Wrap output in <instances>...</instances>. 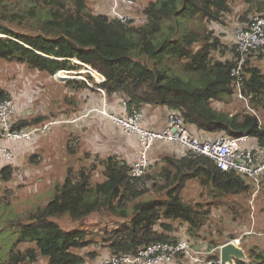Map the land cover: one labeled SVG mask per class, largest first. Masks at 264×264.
Returning a JSON list of instances; mask_svg holds the SVG:
<instances>
[{"label": "trees", "instance_id": "trees-1", "mask_svg": "<svg viewBox=\"0 0 264 264\" xmlns=\"http://www.w3.org/2000/svg\"><path fill=\"white\" fill-rule=\"evenodd\" d=\"M22 1L0 0V61L16 60L54 75L61 69H77L79 65L72 59L77 58L106 75L102 87L110 97L121 95L139 108L153 105L177 111L190 128L195 126L203 132L201 136L194 131L203 139L249 134L264 149V121L259 113L231 112L216 104L228 102L237 89L231 71L238 65L240 54L234 34L229 43L212 27L214 22L232 27L234 19L240 21V26H247L253 15L264 11V0H245L249 5L239 12L234 0H137L131 6L136 15L127 22L95 11L89 0ZM185 17L188 19L184 24ZM14 23L32 31L15 29L11 25ZM262 50L264 47H258L249 53L242 68L247 76L243 92L255 107H264V69L251 56ZM216 52L221 57L215 56ZM177 60H184L183 71L198 74L195 82L175 73ZM68 81L76 90L88 87L84 79ZM10 97V91L0 85V101ZM14 119L15 128L34 126L45 115L16 113ZM67 147L75 153L72 146ZM263 151L257 153L260 160H264ZM31 160L37 161L35 156ZM159 163L164 165L158 173L151 172L135 181L129 174L130 163L115 154L97 156L96 161L77 170L70 168L62 184L56 185L54 198L29 210L25 219L20 215L13 220L18 239L12 242L7 261L0 264H35L41 256L46 258L45 264H86L88 258H96V250L82 252L93 242L88 229H65L57 220L66 215L73 222L92 213L117 216L119 225L104 230L109 255L135 254L152 242L178 239L174 236L176 221L185 224L188 234L196 237L210 213L209 209H196L185 197L183 190L189 179H199L212 192L223 194H252L256 186L249 175L224 170L206 155L166 154L154 165ZM14 164L0 168V182L14 176ZM100 166L105 178L94 182L92 177ZM262 184L264 173L260 175L264 190ZM152 189L157 196L147 197ZM235 212V218L241 216ZM221 241L218 237L209 239L208 248ZM22 242L31 245L21 248ZM260 257L250 262L238 260V264H264V257Z\"/></svg>", "mask_w": 264, "mask_h": 264}, {"label": "rangeland", "instance_id": "rangeland-1", "mask_svg": "<svg viewBox=\"0 0 264 264\" xmlns=\"http://www.w3.org/2000/svg\"><path fill=\"white\" fill-rule=\"evenodd\" d=\"M24 2L25 0L22 1V3ZM89 4L95 9V0H89ZM246 5L249 4L245 0H234V7L238 12ZM128 14L131 16L136 15L131 9ZM230 18H234L233 14L230 15ZM184 19L186 20L185 24L188 18L185 17ZM234 20H236V23L232 27L224 26L217 22L212 23L215 33L221 35L222 39L229 43L233 39L235 29L241 25L238 19ZM11 25L15 29L32 31L29 27L19 26L17 23ZM235 25L239 26L236 27ZM185 28H187V25ZM263 55L261 54L260 56ZM215 56L221 57L219 52H216ZM183 63L184 60L175 61L174 67L177 70L175 73H179L186 81L192 80L195 82L198 74L183 71ZM254 63H258L264 68V58L258 62L254 59ZM78 65L77 71L69 72L64 70L51 75L39 68L29 66L27 63L10 59L0 61V85L10 91L11 98L16 100L19 114L28 115V117L38 114L45 115L43 122L41 121V123L36 125H43L44 121H58L57 123L54 122L56 124L51 125L46 134H41L35 138L33 149H20L18 159L14 164L16 167L14 176L8 181L0 182V195L2 197L0 200V261H7L12 242L18 239V228L12 224L13 220L17 218L16 216L22 215L21 217L25 219L29 210L44 205L54 198L57 189L56 185L62 184L70 168L77 170L81 165L91 164L92 161L90 160L92 157L89 159L88 154L84 152L91 151L94 154V151L91 145L87 143L85 136L88 133L93 134L94 129L95 132L97 131V126L94 127L96 123L93 124L94 121L99 120L100 135L105 133L102 127L105 130L110 128L107 120H104V117H100L103 114L94 110L101 104L96 96L99 91L89 90V83L97 84L98 82L96 78L98 77V70L94 71L81 63ZM59 75H64L65 78L64 76L59 77ZM78 75L86 77L87 80L85 81L89 89L76 90L67 84L70 79H67L68 77H78ZM88 75H91L93 80H90ZM198 82L200 83L199 80ZM99 93L104 98V95L101 92ZM110 99L111 97L107 93V100ZM216 104L219 105V108H224L231 112L253 111L255 109L257 114H260L262 121H264V107H255L250 98L247 103L233 95L228 102L217 101ZM74 137L80 138L81 141V152L75 155L68 147H65V144L73 148L77 147ZM32 156H35L37 161H32ZM163 165H156L154 169H157L152 172L158 173ZM92 178L94 182L104 178L100 167L95 169V175ZM187 183V189L183 190L187 200H190L196 209H202L203 211L209 209L210 214L204 221L200 233L195 235L196 237L188 234L185 224L182 225L176 221L175 224H178L179 227L181 226V232H175V237L190 236L195 243L194 246L198 247L206 246L209 243V239L214 237H218L222 242L233 239V237L228 235H222L224 233H235L237 236L243 235V239L251 234V232L246 233V231H251L252 215H255V209L256 211L258 210L259 202H261L257 200L253 202L251 193L223 194L214 189L217 192L216 196L210 190V186L201 183L199 179L192 178ZM6 192L9 193L5 194ZM155 196H157V193L154 189L147 194V197L153 198ZM234 210H237L241 216L235 218L234 215L237 212L234 213ZM105 218H109V220ZM116 218L117 216L101 217L98 213H92L79 222H73L68 215L57 220L65 229L74 227L88 229V237H91L93 242L88 248H83V251H81L96 250L99 255L94 259L88 258L86 264H102V261L110 256L108 247L104 246V230L106 227L113 229L119 225L120 221L117 222ZM110 219L115 220L116 223H113ZM247 220L248 223H246ZM197 232H199V229ZM202 235L205 236L206 241L204 240L203 243L198 244V241L202 239ZM30 245V242H22L19 247L26 248ZM86 255L88 256L87 253ZM261 255L264 257V253H261ZM182 259L186 258L183 257ZM45 263L46 258L41 256L35 264Z\"/></svg>", "mask_w": 264, "mask_h": 264}, {"label": "built area", "instance_id": "built-area-1", "mask_svg": "<svg viewBox=\"0 0 264 264\" xmlns=\"http://www.w3.org/2000/svg\"><path fill=\"white\" fill-rule=\"evenodd\" d=\"M136 1L115 0V5L120 3L135 5ZM112 14L122 22H127L131 18V15L116 8ZM234 35L236 48L240 54L238 65L231 71L237 87L234 95L241 101L248 103L250 97L243 92V85L247 76L243 73L242 68L249 53L258 47H264V11L253 15L247 26L236 28ZM87 65L90 69L96 70L91 64ZM81 76L86 79L84 75ZM96 78L101 83L106 80V75L98 71ZM89 85L93 88H99L105 93L104 89L95 83H89ZM122 107L123 113L111 112L107 107V102H105L101 111L123 127L126 132L136 133L140 138L139 155L132 163L130 170L132 181L147 175L150 171L153 164L150 157L152 145L158 140L171 141L185 147L186 154L189 156L206 155L224 170H236L249 175L256 184L251 194L252 201H255L256 194L260 189V175L264 173V161H259L260 159L257 157L258 151L262 150L261 147L255 148L246 145V141L251 135L244 134L239 137L220 135L213 139H203L190 128L186 118L177 111L169 112L165 126L151 129L142 124L144 118L142 108L131 104L126 99L122 101ZM253 111L257 113L255 109ZM16 112L17 104L14 98L10 97L0 101V168L16 162L17 145L46 133L49 126L56 122L47 121L43 125L15 128ZM214 249L207 250L205 247H195L186 238L156 241L140 248L135 254H122L105 258L102 264H169L181 257H189L199 261L202 255H207ZM207 262L208 264H223L220 257L208 258Z\"/></svg>", "mask_w": 264, "mask_h": 264}, {"label": "crops", "instance_id": "crops-1", "mask_svg": "<svg viewBox=\"0 0 264 264\" xmlns=\"http://www.w3.org/2000/svg\"><path fill=\"white\" fill-rule=\"evenodd\" d=\"M134 6V5H133ZM132 6V7H133ZM95 11L97 12H104L105 13L113 16V11L114 9H118L120 11L129 13V10L132 8L131 5L123 4L120 3L118 5H115V0H95ZM129 8V9H128ZM225 26V25H224ZM252 53V52H251ZM261 54H264V50L258 51V53H255L254 55L251 56L258 62L260 59L264 58L263 56H260ZM258 64V63H257ZM260 65V64H259ZM264 69V68H263ZM89 89V87H83L80 90L83 89ZM79 90V89H78ZM91 91V88L89 89ZM97 92V91H96ZM98 94L96 95L99 98V102L101 103L99 107H96L94 110H96L99 113H102L101 107L104 105L105 102H107V107L109 111L111 112H118V113H123V107H122V98L121 95H113L110 100H107V96L103 98V96L97 92ZM103 98V100H102ZM17 104V103H16ZM19 107L17 106V114H19ZM144 112V118L142 121V124L145 127L151 128V129H158L166 125L167 123V118L169 114V110L167 108H162L161 106H153V105H147L145 108H142ZM103 114V113H102ZM100 117H104V120H107V122L110 124V128L108 130H105L103 127L102 129L105 131L103 135L99 134V120L94 121L93 124H95L94 127L97 128V131L94 132L93 134L88 133L85 138L87 139V143L91 145L94 154L91 151H85L84 153L88 154V158L91 160L90 161H96V158L98 155L100 157H105L110 154H115L117 155L120 159L126 160L128 162L133 161L139 154V149H140V138L137 134L135 133H129L126 132L123 127L115 123V121L106 116V115H100ZM47 121H44V123ZM58 122V121H57ZM56 124V123H55ZM51 128V125L48 129ZM193 131L197 132L199 135H203V132L198 131L197 127L192 126L191 128ZM50 131V130H49ZM47 133V132H46ZM44 133V134H46ZM37 137V136H36ZM35 137V138H36ZM35 138H32L28 141H24L23 143H20L17 145V150H18V155L20 152L21 148H26V149H33L34 143H35ZM76 140L77 147H74L75 149V154H79L81 152V141L80 138L74 137ZM80 141V142H79ZM247 146H252V147H259V142L258 139L255 136H251L247 141H246ZM65 147L67 148V145L65 144ZM261 147V146H260ZM264 150V149H262ZM261 150V151H262ZM77 151V152H76ZM166 154H174L176 156H183L186 154V149L179 143L175 142H168V141H157L153 144L150 155L154 162H160L162 157ZM264 154V151H263ZM17 155V159H18ZM263 159V155H262ZM264 161V160H262ZM98 168V167H97ZM96 168V169H97ZM101 172L103 169V166H100ZM105 178V177H104ZM103 178V179H104ZM101 179V180H103ZM264 187V184H262ZM184 189H187V185L185 186ZM211 190V189H210ZM216 192L213 191V194ZM263 194V195H262ZM257 201H261L260 206H258V210L256 211L255 209V215L252 216V221L250 228L252 230V233L245 237L241 245L245 248L247 254L252 255L250 258L251 260L255 261L256 258L261 260L260 254L264 253V191L262 192L261 190V185L260 189L257 192ZM237 210H234V213ZM175 232H181V226L179 227L178 224H175ZM185 227H187L185 225ZM263 259V258H262ZM191 262L187 259H177L173 263L170 264H196V263H188ZM204 264V263H200Z\"/></svg>", "mask_w": 264, "mask_h": 264}, {"label": "clouds", "instance_id": "clouds-1", "mask_svg": "<svg viewBox=\"0 0 264 264\" xmlns=\"http://www.w3.org/2000/svg\"><path fill=\"white\" fill-rule=\"evenodd\" d=\"M136 3H137V1H136ZM132 6V5H131ZM112 17H115V16H112ZM120 20V19H119ZM73 59V61L75 62V63H77V64H83L85 67H87V68H90L87 64H85L84 62H82L81 60H79V59H77V58H72ZM90 65V64H89ZM93 67V66H92ZM77 69H75V68H73V69H61V71H64V70H67V71H69V72H74V71H77L78 70V67H76ZM95 68V67H94ZM96 69V68H95ZM98 71H100L99 69H97ZM60 70H58V72H59ZM58 72H56V73H58ZM100 72H102V71H100ZM89 73H91V72H89ZM103 73V72H102ZM67 74H71V73H67ZM104 74V73H103ZM68 76V75H67ZM59 77H63V76H61V75H59ZM64 78H65V76H64ZM70 78V79H69ZM88 78L90 79V80H93L89 75H88ZM67 79H69V80H73V79H76V80H79V79H84L81 75H78V77H68ZM84 80H86V79H84ZM98 80V79H97ZM106 80H107V77H106ZM106 80L104 81V82H97V86L98 87H100V88H102V89H104V91H105V93H103V91L102 90H100L99 88H93V87H91L90 85H89V87L91 88V89H94V90H97V91H99V92H101L103 95H104V97H106L107 96V92H106V89L104 88V87H102V85L106 82ZM124 99H126V100H128L127 98H124ZM124 99L122 100V101H124ZM129 101V100H128ZM103 113V112H102ZM104 115H106L105 113H103ZM169 115V114H168ZM107 116V115H106ZM109 117V116H108ZM56 121V123H57V120H55ZM116 123V122H115ZM53 124V123H52ZM136 134V133H135ZM158 141H163V140H158ZM157 142V141H156ZM168 142H171V141H168ZM153 146V145H152ZM152 148V147H151ZM150 151H151V149H150ZM139 155V154H138ZM138 157V156H137ZM136 157V158H137ZM150 157H151V155H150ZM135 158V159H136ZM135 159L133 160V161H131V162H129L130 163V165L132 166V163L135 161ZM151 159H152V157H151ZM152 161H153V164H152V167H151V169H150V171L148 172V174L149 173H151L152 172V170L154 169V160L152 159ZM259 161H261V162H263L262 160H259ZM159 165H160V163H159ZM131 166H130V170H131ZM129 174H130V171H129ZM147 174V175H148ZM147 175H145V176H143V177H146ZM130 176H131V174H130ZM132 179V178H131ZM151 181H153V180H151ZM188 185V184H187ZM253 191H254V188H253ZM264 190H262V192H263ZM263 195V194H262ZM253 216V215H252ZM249 232H251L252 233V230L251 231H246V233H249ZM182 238H186V239H188L190 242H191V244H193V245H195V243L193 242V240L191 239V237L189 236V237H182ZM178 239H180V238H178ZM178 239H175V240H178ZM238 239V240H237ZM204 240L206 241V239H200L199 241H198V244H201V243H203L204 242ZM231 240H233L235 243H237V244H239V245H241V242H242V240H243V235H238V236H236V237H233V239H230V241ZM227 242H229V240H227V241H221L219 244H218V246H215V247H212V248H208V244L206 245V246H204V245H202V246H198V247H205V249H207V250H211V249H214V248H216V249H214V251L213 252H210L209 254H207V255H202L201 257H200V260L198 261V260H194V259H191V258H189V257H187L186 259L187 260H189V261H191L192 263H196V264H200V263H204V264H208V262H207V259L208 258H211V257H220L221 258V253H220V249H221V246L224 244V243H227ZM242 246V245H241ZM216 251H218L217 252V254L215 255V256H211L213 253H215ZM123 254H133V253H123ZM120 255H122V254H120ZM112 256H115V255H110V256H108V257H112ZM249 256V255H248ZM107 257V258H108ZM251 257V256H250ZM181 258H183V257H181ZM180 259V258H179ZM221 260H222V258H221ZM238 260H241V259H238ZM238 260H237V262H238ZM250 261H252L251 260V258H250ZM250 261H246V262H250ZM223 262V261H222ZM170 264V263H169ZM223 264H225L224 262H223Z\"/></svg>", "mask_w": 264, "mask_h": 264}, {"label": "water", "instance_id": "water-1", "mask_svg": "<svg viewBox=\"0 0 264 264\" xmlns=\"http://www.w3.org/2000/svg\"><path fill=\"white\" fill-rule=\"evenodd\" d=\"M220 253H221L222 261L225 264H238L237 262L238 259L244 261H250V257L248 256L245 248L235 243L233 240L224 243L221 246Z\"/></svg>", "mask_w": 264, "mask_h": 264}, {"label": "bare ground", "instance_id": "bare-ground-1", "mask_svg": "<svg viewBox=\"0 0 264 264\" xmlns=\"http://www.w3.org/2000/svg\"><path fill=\"white\" fill-rule=\"evenodd\" d=\"M91 71V70H90ZM96 71V70H95Z\"/></svg>", "mask_w": 264, "mask_h": 264}]
</instances>
